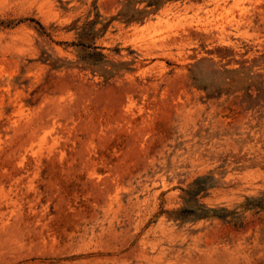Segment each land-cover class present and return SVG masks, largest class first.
Returning a JSON list of instances; mask_svg holds the SVG:
<instances>
[{
	"label": "rangeland",
	"instance_id": "obj_1",
	"mask_svg": "<svg viewBox=\"0 0 264 264\" xmlns=\"http://www.w3.org/2000/svg\"><path fill=\"white\" fill-rule=\"evenodd\" d=\"M0 264H264V0H0Z\"/></svg>",
	"mask_w": 264,
	"mask_h": 264
},
{
	"label": "trees",
	"instance_id": "obj_2",
	"mask_svg": "<svg viewBox=\"0 0 264 264\" xmlns=\"http://www.w3.org/2000/svg\"><path fill=\"white\" fill-rule=\"evenodd\" d=\"M202 180H205V179L198 180L197 182L202 181Z\"/></svg>",
	"mask_w": 264,
	"mask_h": 264
}]
</instances>
